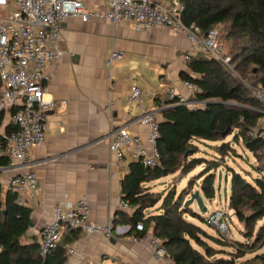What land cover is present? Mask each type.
<instances>
[{
  "label": "trees",
  "instance_id": "16d2710c",
  "mask_svg": "<svg viewBox=\"0 0 264 264\" xmlns=\"http://www.w3.org/2000/svg\"><path fill=\"white\" fill-rule=\"evenodd\" d=\"M180 2L183 5L181 20L185 26L197 28L201 36L222 27L223 35L225 33L224 36L235 40L230 65L237 76L220 62L204 55L186 62L189 73L181 74L182 81L197 86L199 91L195 101L204 103V106L196 109L175 106L159 113L161 119L157 144L160 165L155 168H144L138 162L128 165V172L121 180V199L132 211L115 212L112 224L113 227L128 225L129 235L135 232L137 223H142L143 233L150 231L161 240L173 264H248L249 261L264 264V250L261 254H254L248 261L237 262L244 255L231 254L225 257V252L214 250L207 242L211 241L221 248L232 247L237 253L242 248L253 252L264 247V224L256 226L259 221L264 222V180L256 179L250 184L237 173H231L229 177L227 209L243 227L246 240L254 238L248 245L212 237L184 218L189 216L191 219L205 221L190 208L184 207L187 197L196 186L197 177L190 178L186 188L178 194L174 189L168 190L162 198L151 201L143 193V186L151 181L176 173L185 177L197 167L203 166L198 176V180H202L199 190L206 200L215 198V176L212 173L220 167V156L214 160L194 158L197 154L192 144L194 141L223 142L232 135L235 142L241 141L257 158H261L258 152L264 151V140L247 137L248 131L260 118L264 104L258 102L239 80L264 90V0ZM13 130L14 127L7 124L4 134ZM215 150L218 155L224 156L231 148L228 143H222ZM9 166L5 139L0 136V173ZM14 201L15 195L0 183V264H64L67 252L60 243L45 257L39 255L37 239L29 234L31 210L16 205ZM158 203L159 213L149 216L146 212ZM76 233L79 232H68L67 238L73 241Z\"/></svg>",
  "mask_w": 264,
  "mask_h": 264
},
{
  "label": "crops",
  "instance_id": "0c3cea01",
  "mask_svg": "<svg viewBox=\"0 0 264 264\" xmlns=\"http://www.w3.org/2000/svg\"><path fill=\"white\" fill-rule=\"evenodd\" d=\"M86 7L102 11L106 2L88 0ZM58 46L63 57L50 69L46 85V98L55 100L57 106L48 115L45 144L31 151L30 167L37 178L38 192L34 198H26L24 205L31 210L29 234L36 239L56 206L75 204L82 197L88 200L91 221L98 225H106L117 211L130 213L132 208L120 207L121 180L129 164L123 161L118 168L111 167V129L125 126L130 133L144 138L147 129L137 120L143 111L160 121L161 109L171 104L167 101L169 89L186 100L192 99L182 85L181 74L189 73L184 56L190 48L182 34L168 29L138 32L126 22L83 23L70 18L61 26ZM112 51L122 52L123 57L108 67ZM132 85L148 92L142 111L133 110L127 102ZM8 123L9 116L3 113L1 129ZM1 173L6 177L3 186L7 187L11 174ZM216 189L215 184L211 201L203 197L199 186L195 191L203 204L204 200L215 204ZM123 226L128 225L115 228ZM136 234L76 233V239L70 241L65 233L60 241L67 252L65 264H164L153 259L145 242L132 241ZM227 248L221 250L228 254ZM69 250L73 251L71 255Z\"/></svg>",
  "mask_w": 264,
  "mask_h": 264
},
{
  "label": "built area",
  "instance_id": "2783aa9c",
  "mask_svg": "<svg viewBox=\"0 0 264 264\" xmlns=\"http://www.w3.org/2000/svg\"><path fill=\"white\" fill-rule=\"evenodd\" d=\"M88 0H0V118L7 113L14 130L4 134L0 126V136L6 143V154L10 166L1 172L11 174L7 185L8 191L15 195V204L24 206L26 198H34L38 192V182L31 170V151L43 147L47 137V121L50 112L54 111L57 102L48 100L47 81L49 71L63 57L58 43L61 26L70 18L86 23L90 20L109 22L117 25L122 22L132 24L138 32H150L156 29H168L182 34L189 42L184 60L190 61L198 55L214 59L228 68L233 74L230 58L226 56L219 32L212 29L205 36L193 26L187 27L181 20L183 5L180 0H162L151 2L145 0H104L106 7L102 11L87 9ZM123 53L112 51L107 66L122 59ZM240 82L251 91L254 98L264 104V90L252 87L245 80ZM183 87L192 99L186 100L173 89L167 93L166 110L175 106H186L189 109L202 108L204 103L195 101L199 91L197 86L182 81ZM148 92L137 85L129 90L127 102L135 111H142ZM137 122L147 129L144 138L132 134L125 126L111 129L108 136V150L113 159L111 167L140 163L144 168H155L160 165L158 149L159 120L152 113H144ZM251 139L264 140V110L260 118L247 133ZM240 143H242L240 141ZM114 177V174H111ZM123 210L130 209L124 201L120 202ZM88 200L82 197L75 204L56 206L50 221L38 234L39 255L43 258L59 245L65 233L77 231L84 235L99 234L111 236L116 231L126 235L130 227H113L112 219L106 225L91 221ZM205 222L213 227L222 238H229L227 220L232 216L223 212L205 213ZM132 237L135 243L145 242L152 257L164 264H173L164 250L161 240L148 233H143L142 223L135 225ZM73 251L69 250L68 254ZM66 262V261H65ZM64 262V264H65Z\"/></svg>",
  "mask_w": 264,
  "mask_h": 264
},
{
  "label": "rangeland",
  "instance_id": "374dc122",
  "mask_svg": "<svg viewBox=\"0 0 264 264\" xmlns=\"http://www.w3.org/2000/svg\"><path fill=\"white\" fill-rule=\"evenodd\" d=\"M0 15L2 12L0 11ZM222 27H219L218 30L220 32L222 46L225 48L226 56L231 57L234 48H235V40L233 38H227L221 30ZM217 30V29H216ZM217 30V31H218ZM228 31V30H227ZM226 37V38H225ZM256 71V69H254ZM235 76H237L234 73ZM1 132V130H0ZM222 143H228L231 151L224 155H218L217 151L215 150L216 147L220 146ZM193 146L197 149V154L194 155V158H205L206 160H214L217 156H220V160L218 159V163L220 167L213 172L215 176V184H216V203H208V201L204 200V205L207 208V214H211L212 212H223L227 213L229 216H232V213L227 209L226 203L228 202L229 195H230V187H229V177L231 173H237L244 177L250 184H253L254 180L262 179L264 180L263 170H264V151H259L258 154L261 158H257L252 152H249L245 146L240 143V141L235 142L233 140V136L229 135L226 137L223 142H216V143H209V142H197L194 141ZM204 167L199 166L194 169L190 174L185 177H181L180 173H176L173 175L166 176L159 180L151 181L150 183L144 185L147 186L144 189V194L148 196V198L153 201L157 200L158 198H162L169 190H175L176 193H180L184 188H186L187 182L192 177H197L196 186L193 188V192L198 190V186L202 182L201 179L198 180L199 174L203 171ZM218 174H220V180L218 181ZM2 176V173H0ZM227 179V180H226ZM196 180V179H195ZM0 183L3 185L6 183V177H0ZM192 192V193H193ZM190 195L187 197L189 199ZM155 202V201H154ZM160 203L155 205V207L148 210L146 213L149 216H152L158 213V208ZM187 208H190L191 211L195 212L200 218H205V214L201 213L196 204L193 203L189 205ZM188 222L193 223L194 225L201 228L205 233L208 235L219 238L222 237L213 227L209 226L205 221H201L198 218L191 219L189 216L184 217ZM264 224L263 221H259L256 226H262ZM227 226L229 230V238L227 239L228 242L239 243V244H246L248 245L249 242L253 241L254 238H251L250 241L246 240L244 236V229L241 224L232 216V220H227ZM226 239V238H225ZM208 244L214 248V250H221L222 248L213 244L211 241H207ZM227 248V247H225ZM264 250V247L261 249H256L253 252H250L246 248H242V251L238 252L234 250V248L225 249L226 252L230 251V253H224L225 257L234 256L236 254L244 255L241 259L237 260V262H245L254 257V254H261ZM248 264H259L257 262L251 263L250 261L247 262Z\"/></svg>",
  "mask_w": 264,
  "mask_h": 264
},
{
  "label": "water",
  "instance_id": "95a60500",
  "mask_svg": "<svg viewBox=\"0 0 264 264\" xmlns=\"http://www.w3.org/2000/svg\"><path fill=\"white\" fill-rule=\"evenodd\" d=\"M226 134H224L223 136H225ZM220 180V174H218V181ZM195 203L198 210L205 214L207 212V208L204 206L203 204V200L201 198V196L199 195L198 191L193 192L189 199L187 201H185L184 203V207H188L189 205ZM30 227H32V224H30Z\"/></svg>",
  "mask_w": 264,
  "mask_h": 264
}]
</instances>
